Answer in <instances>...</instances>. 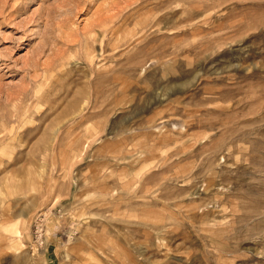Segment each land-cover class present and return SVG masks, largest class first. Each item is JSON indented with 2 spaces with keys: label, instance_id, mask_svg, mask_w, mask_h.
Returning a JSON list of instances; mask_svg holds the SVG:
<instances>
[{
  "label": "rangeland",
  "instance_id": "374dc122",
  "mask_svg": "<svg viewBox=\"0 0 264 264\" xmlns=\"http://www.w3.org/2000/svg\"><path fill=\"white\" fill-rule=\"evenodd\" d=\"M0 264H264V0H0Z\"/></svg>",
  "mask_w": 264,
  "mask_h": 264
},
{
  "label": "bare ground",
  "instance_id": "6f19581e",
  "mask_svg": "<svg viewBox=\"0 0 264 264\" xmlns=\"http://www.w3.org/2000/svg\"><path fill=\"white\" fill-rule=\"evenodd\" d=\"M106 32L104 31L103 34H105ZM106 35V34H105ZM105 37V36H104ZM101 78V77H100ZM104 80V79H103ZM100 85H97V88L99 89Z\"/></svg>",
  "mask_w": 264,
  "mask_h": 264
}]
</instances>
